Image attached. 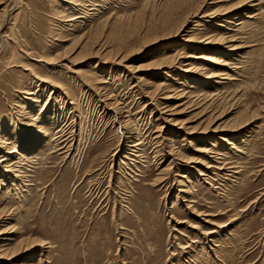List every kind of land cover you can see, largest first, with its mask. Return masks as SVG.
Instances as JSON below:
<instances>
[{
    "label": "rangeland",
    "instance_id": "1",
    "mask_svg": "<svg viewBox=\"0 0 264 264\" xmlns=\"http://www.w3.org/2000/svg\"><path fill=\"white\" fill-rule=\"evenodd\" d=\"M66 1L0 0V12H10L0 50V138L13 131L22 134L18 150L33 147L36 131L24 122L40 104L41 116L48 108L60 119L48 154H18L8 163L18 166L22 182L0 162V245L20 237L39 243L0 264H264V0L254 2L256 17L234 37L222 18L246 20L253 7L230 10L240 0H208L200 11L207 17L186 21L191 42L167 37L186 14L182 7L162 20L177 0H80L72 9ZM72 19L83 22L76 31L92 50L80 51V37L56 39ZM206 33L224 39L207 44ZM56 42L66 45L59 49L65 57L54 65L37 61ZM34 74L60 87L44 83L27 118L16 111L24 105L19 89L36 88ZM83 74L104 77L106 89L90 88ZM143 85L160 86L153 103ZM164 109L174 120L162 136L157 114ZM126 116L138 129L135 147L118 129ZM182 174L187 183L178 182Z\"/></svg>",
    "mask_w": 264,
    "mask_h": 264
},
{
    "label": "bare ground",
    "instance_id": "2",
    "mask_svg": "<svg viewBox=\"0 0 264 264\" xmlns=\"http://www.w3.org/2000/svg\"><path fill=\"white\" fill-rule=\"evenodd\" d=\"M212 1V0H211ZM217 2H222V1H225V0H216ZM258 0H240L239 2H236L235 4H233L232 6H231V8H229L230 7V5H229V7H228V9H230V10H232L233 8H235V7H238V5H240V6H246V5H248V4H250V6H248V7H253V10H251V11H249L248 13H250V14H246L247 16V18L248 19H246V20H243L241 17H239L238 16V14H236V15H234V16H227V17H223L222 19H223V23L225 22L226 23V25H225V29L224 30H227V33L228 34H230L231 33V37H234L232 34V32H234V31H236L237 29L236 28H243V26H247L246 24H252V19L253 18H255L256 16H255V13L254 12H256V11H258V8H256V6L257 5H259L258 3H254V2H257ZM16 2H18V0H16ZM68 4H69V7H66V8H69V9H72L73 7L75 8H79L80 6V0H67L66 1ZM208 3V0H177L176 1V3L175 4H173V5H171V4H169L167 7H165V10H163V12L162 13H164V16H163V19L162 20H164V22H168V19L170 20V18H171V16H172V13H174V11L175 10H177V9H180V8H182V7H184V9H185V11H184V13H186L185 14V16H184V18H183V20L180 22V24L179 25H177V27L176 28H169L170 30H169V36L167 35V37H170V36H179V35H182V38L181 39H183V41H187V42H191L192 40H191V36L189 35V30H186V21H188V19L190 18V17H194V16H196V15H198V13L200 14V13H202V12H200L201 10H203V8L205 7V4H207ZM221 6H218V8H220ZM223 7V6H222ZM222 7H221V9H222ZM225 7V6H224ZM224 7H223V10H224ZM6 8V7H5ZM3 8L2 9V12H0L1 13V18H0V50H1V48L3 47V45H4V41H5V35L3 34V29H4V27H5V25L7 24V22H8V20H9V16L8 15H10V12H9V14H8V9L6 8ZM225 8H227V6L225 7ZM241 9H244L243 7L241 8ZM244 10H246V9H244ZM66 11V10H65ZM72 11V10H71ZM75 11V10H74ZM226 12H228L227 10H225ZM204 12H206V11H204ZM242 12H244V11H242ZM241 11H240V13H242ZM61 13H66V12H61ZM69 13H71L70 11H69ZM156 13V12H155ZM207 13H209L210 14V12H206V14H204V13H202V15L204 14V16L203 17H207L208 15H207ZM212 14V13H211ZM62 15V14H61ZM60 15V16H61ZM59 16V15H58ZM62 17H64L63 19H68L69 17L71 18V15L69 14V15H67V16H62ZM160 17V16H159ZM77 18V17H76ZM84 18V17H83ZM192 19V18H191ZM72 20H75V19H72ZM72 20H70V21H72ZM7 21V22H6ZM157 21V20H156ZM203 21V20H202ZM80 22H82V21H77V20H75L74 22H71L70 24H68L67 26H69L68 28H66V30L65 31H67V33L66 34H63V35H60V36H58V37H56V39H58V41L59 42H63V41H66V37H68V36H74V39H76V38H78V37H80V35L79 34H77V32L79 31V29H78V31H76V29H77V26H79L78 24H80ZM216 23H219V22H215L214 24L215 25H223V24H216ZM82 24H83V22H82ZM155 24H156V22H155ZM186 24V25H185ZM66 26V27H67ZM172 26V25H171ZM82 27V26H81ZM64 30V29H63ZM148 30V29H147ZM157 30V29H156ZM155 30V31H156ZM75 31V32H74ZM237 32V31H236ZM226 33V32H225ZM146 34V33H145ZM166 34V33H165ZM84 35H85V33H84ZM206 35V43L207 44H210V43H216V42H221L222 43V40L224 39V34H221V35H209V33H206L205 34ZM190 36V37H189ZM147 38V37H146ZM149 38H150V36H149ZM55 39V40H56ZM60 39V40H59ZM74 39L72 38V40L74 41ZM141 39V38H140ZM144 39H145V37H144ZM160 39V38H159ZM57 41V40H56ZM225 41V40H224ZM59 42H56L55 44H53L52 46H50V47H48L47 49H45L44 50V52H43V54H41V56H40V58L37 60V61H40V62H43V63H45V64H48V65H54V64H56L57 62H59V59L61 58V59H63L65 56H63L62 54H61V52H59V49L61 48V47H64V46H66V45H64L63 43V45L64 46H61V43H59ZM76 42L77 43H79V46H78V48L80 49V51H90V50H92L93 49V46H94V43L93 42H91L90 40H88L87 38L86 39H83L82 37H80L79 39H76ZM142 42V41H141ZM226 42V41H225ZM107 45V44H106ZM68 46V45H67ZM236 46V45H235ZM66 48V47H65ZM77 48V47H76ZM77 48V49H78ZM240 48V47H239ZM236 49V48H235ZM70 50V49H69ZM72 50V49H71ZM233 50V49H232ZM65 52H64V54L65 53H67L68 51L65 49L64 50ZM103 51V50H102ZM57 52V54L55 55V53ZM63 52V51H62ZM69 53V52H68ZM122 53V52H121ZM28 54V53H27ZM240 54V53H239ZM203 55V54H202ZM197 55V57L200 59V58H202L203 59V56H205V55ZM193 56V55H192ZM63 57V58H62ZM185 57V56H184ZM207 57V56H206ZM118 59V58H117ZM175 59H177V58H175ZM70 60V59H69ZM72 60V59H71ZM85 60V59H84ZM171 60V59H170ZM71 62V61H70ZM99 62V61H98ZM100 62H102V61H100ZM191 62V61H190ZM117 63V62H116ZM164 63V62H163ZM172 63V62H171ZM189 63V62H188ZM193 63V62H192ZM97 64V63H96ZM195 64V63H194ZM60 65V64H59ZM61 65H63V67L65 66V67H67L68 66V64L67 63H61ZM164 65V64H163ZM171 65V64H170ZM179 65H180V63H179ZM182 65H183V63H182ZM181 65V66H182ZM192 65V64H191ZM198 65V64H197ZM128 66V65H127ZM162 66V65H161ZM190 66V65H189ZM202 66H203V64H202ZM204 66H206V65H204ZM54 67V66H53ZM193 67H194V65H193ZM107 68H108V66H107ZM111 68V67H110ZM132 68V67H131ZM131 68H130V70H131ZM197 69V68H196ZM195 69V70H196ZM198 69H200L199 67H198ZM197 69V70H198ZM107 70V69H106ZM129 70V71H130ZM135 70V69H134ZM190 70H191V68H190ZM194 70V69H193ZM200 70H202V71H204L203 70V68L202 69H200ZM53 71V70H52ZM72 71V70H71ZM77 71V70H76ZM132 71V70H131ZM130 71V72H131ZM189 71V70H188ZM201 71V72H202ZM209 71H211V70H209ZM213 71V70H212ZM212 71L211 72H207V74L206 75H209V74H212ZM73 72V71H72ZM78 72V71H77ZM81 72V71H80ZM123 72V71H122ZM127 72V71H126ZM129 72V73H130ZM133 72V71H132ZM135 72V71H134ZM195 72V71H194ZM197 72V71H196ZM214 72V71H213ZM137 73V72H136ZM197 73H199V72H197ZM206 73V71L204 72V74ZM75 74H76V72H75ZM133 74V73H132ZM166 74V73H165ZM203 74V73H202ZM225 74V73H224ZM228 74V73H227ZM87 76L86 74H83V77H84V79H85V76ZM93 75L95 76L96 74H94L93 73ZM136 75V74H135ZM167 75V74H166ZM213 75H215V74H212V75H209V77H214ZM35 78H37V81L38 82H40V84H38V86H36V88H38V87H40V88H38L37 90H35L36 88H34V85H29V87H26V86H24V87H21L20 89H19V91H21L20 93H23V94H21V95H23V98L21 99L22 100V103L24 104L23 106H21V108L19 109V110H16V111H18V113L20 114H22V112L23 113H25L26 115H27V118H29L30 117V113H28V107H38L39 106V103H40V98H41V95L42 94H39L40 93V91L42 92V87L43 86H46V85H44V83L46 84L47 83V87H44V88H49V87H52V88H54L55 86L56 87H60V85L58 84V83H56L57 81L56 80H54L53 78L51 79V78H47V76L46 77H43V76H38V75H33ZM93 76V77H94ZM97 76V75H96ZM89 77H91V79H92V76H89ZM134 77V76H133ZM88 77H86V82L85 83H87L86 85H88L90 88H92V89H94V90H99V91H104L105 89H106V83L107 82H109V81H107V80H105V78L104 77H95L93 80L95 81V82H92L93 80H89V79H87ZM137 78H138V76H137ZM222 78V77H221ZM135 79V78H134ZM209 79V78H208ZM138 80H141L140 78L138 79ZM144 81V80H143ZM142 81V82H143ZM148 82H150V81H148ZM151 82H154V81H151ZM150 82V83H151ZM84 83V84H85ZM144 84H145V81L143 82ZM149 83V84H150ZM155 83V82H154ZM107 85H108V83H107ZM135 85V84H134ZM148 87H150L148 84H146ZM155 85V84H154ZM159 85V84H158ZM54 86V87H53ZM87 86V87H88ZM144 86V88H146L145 87V85H143ZM152 86V85H151ZM156 87V86H155ZM155 87H154V90H150L149 88L147 89L146 88V90H145V92H143V94H145V96L147 95V97L149 98L148 100H152V103L154 102V99L152 98V96H154V94H155V92H156V90L157 89H159V87L160 86H157V88L155 89ZM163 87V86H162ZM166 87V86H165ZM151 88V87H150ZM176 88H178V87H176ZM152 89V88H151ZM164 89V88H163ZM168 89H169V87H168ZM53 90V89H52ZM51 90V91H52ZM56 90V89H55ZM108 90V89H107ZM174 90H175V88H174ZM178 89H176L175 91H177ZM59 91V90H58ZM92 91V90H91ZM163 91H165V90H163ZM169 91V90H168ZM171 91V90H170ZM169 91V92H170ZM172 91H173V89H172ZM178 91H180V90H178ZM94 92H96V91H94ZM64 93H66V92H64ZM99 93V92H98ZM104 94H105V92H103ZM112 93V92H111ZM141 93H142V91H141ZM158 93V92H157ZM182 94V95H181ZM181 94H178L179 95V97H180V95L181 96H183V95H185L184 94V92L183 93H181ZM99 95V94H98ZM97 95V96H98ZM106 95V94H105ZM152 95V96H151ZM173 95V94H172ZM99 96H101V93H100V95ZM103 96V95H102ZM150 96V97H149ZM171 96V95H170ZM177 95L175 94V96H172V97H176ZM20 97V96H19ZM22 97V96H21ZM68 97V96H67ZM104 97V96H103ZM110 97V96H109ZM156 97V96H155ZM154 97V98H155ZM164 97V96H163ZM166 97H169V96H166ZM52 98V97H51ZM55 98V97H54ZM97 98V97H96ZM189 98V97H188ZM106 99V98H105ZM20 100V101H21ZM47 100V99H46ZM58 100H59V97H58ZM103 100V99H102ZM101 100V101H102ZM147 100V99H146ZM147 100V101H148ZM51 101V100H50ZM54 101V100H53ZM61 101V100H60ZM64 101V100H63ZM114 101V100H113ZM52 102V101H51ZM59 102V101H58ZM57 102V103H58ZM112 102V101H111ZM117 102V101H116ZM158 102H160V101H158ZM166 102V101H165ZM192 102V101H191ZM68 103H69V101H68ZM102 103H104V102H102ZM162 103H164V102H162ZM185 103H187V102H185ZM208 103V102H207ZM45 104V103H44ZM165 104V103H164ZM182 104H184V103H182ZM19 105V104H18ZM27 105H29L28 107H27ZM81 105V104H80ZM114 105V104H113ZM152 105V104H151ZM160 105V104H159ZM169 105V104H168ZM170 105H173V104H170ZM181 105V104H180ZM44 106V105H43ZM41 104H40V107H39V112L33 117V119H28L27 121H25L24 122V125L26 126V127H32L33 126V128L35 129V136L36 137H33L34 139V141H35V144L33 145V147H26V149L24 150V151H20V150H18V146H19V143H20V139L22 138V134H16V133H14L13 131L11 132V133H13V136H4V137H1L0 138V148L2 149V150H4V153L3 154H1L2 153V151L0 152V158H3V160H0V162H4L6 165H5V170H3L5 173H11V175H13L15 178H17V179H20V182H22L23 181V177H22V174H21V172L17 169V165H14V164H8L9 162H10V160H13V158L15 157V156H17L18 154L19 155H23V156H28L29 155V153H30V157H32V155L33 156H37V155H41V156H44V155H46V154H48V149H49V146L51 145V141H52V137H53V135L55 134V130H56V126H57V123L59 122V115H57L56 113H57V111L55 110V111H53V110H51V111H47V109H46V112H45V114L43 115V116H41V113H43V111L45 110V109H43V110H41ZM58 107V106H57ZM63 107V106H62ZM105 107V106H104ZM165 107H168V106H164V108ZM178 107V106H177ZM60 108V107H59ZM71 108V107H70ZM80 108V107H79ZM152 108H153V106H152ZM170 108H171V106H170ZM169 108V109H170ZM174 108H176V107H173V110L172 111H174ZM75 109V108H74ZM154 109V108H153ZM13 111H14V109H12ZM76 110V109H75ZM165 110V109H164ZM179 110V109H178ZM115 111V110H114ZM161 111V112H160ZM168 112V110L166 109L165 111H163V110H159V113L157 114V116H159L158 118L161 120V122H160V128H159V130H158V132H160L161 131V134H162V136H164V131H162L163 129L162 128H164V126H165V124H167L168 122L170 123V122H172L174 119H172L170 116L172 115L173 116V114H171V112H170V114H167V112ZM177 111V110H176ZM180 111V110H179ZM178 111V112H179ZM70 112V111H69ZM247 112V111H246ZM59 113H62V112H59ZM173 113H175V112H173ZM179 113H181V112H179ZM67 116V115H66ZM15 117V116H14ZM82 117V116H81ZM174 117V116H173ZM250 117V116H249ZM31 118V117H30ZM75 118V117H74ZM157 118V119H158ZM243 118V117H242ZM11 119V118H10ZM210 119V118H209ZM122 121L120 122V120H119V127H118V129L120 128L121 129V132L123 133V136L126 138V141L130 144H134L133 146L135 147V146H137L135 143L137 142V138H135L136 137V135H137V133H138V129H136V124H133L134 122H133V120L128 116H126V118L125 117H123L122 119H121ZM236 120V119H235ZM1 121V120H0ZM73 121V120H72ZM175 121H177V120H175ZM179 121V120H178ZM239 121V120H238ZM179 122H182V121H179ZM211 122V121H210ZM241 122V123H240ZM3 123H6V119L4 120V122L2 121V124ZM184 123V122H183ZM186 123H188L187 121H186ZM242 123H245L244 122V120L242 119V121L240 120L239 122H235L234 124L232 123V124H227V126L226 127H233V128H236V127H238L240 124H242ZM69 124V123H68ZM180 124V123H179ZM246 124H247V122H246ZM64 125V124H63ZM164 125V126H163ZM183 125V124H182ZM207 125V124H206ZM205 125V126H206ZM224 125V124H223ZM243 125V124H242ZM4 126V125H3ZM66 126V125H65ZM80 126V125H79ZM121 126V127H120ZM140 126V125H139ZM172 126V125H171ZM205 126H203V127H205ZM70 127V126H69ZM187 127V126H186ZM189 127V126H188ZM184 128V127H183ZM187 129V128H186ZM239 129V128H238ZM192 132H194V130H198V129H194L193 127H192ZM203 130H204V132L206 131V130H208V126H206L205 128H203ZM218 130V129H217ZM236 130V129H235ZM191 132V131H190ZM204 132H202V133H204ZM58 132H56V134H57ZM206 133V132H205ZM158 134V133H157ZM14 135H16V136H14ZM21 136V137H20ZM227 136V135H226ZM160 137V136H159ZM57 138V137H56ZM162 138H164V137H162ZM226 137H221V139H225ZM122 139V138H121ZM73 140V139H72ZM158 140V139H157ZM226 140V139H225ZM53 141H54V139H53ZM56 141V140H55ZM62 141V140H61ZM161 141H163V140H161ZM11 142H13V143H11ZM65 142V141H64ZM126 142V143H127ZM157 142V141H156ZM167 142V141H166ZM171 144H170V143ZM169 144L171 145V148L173 149V145H172V142H173V137H170L169 138ZM127 143V144H128ZM168 143H166V144H168ZM10 144H11V146H10ZM13 144V145H12ZM58 144V143H57ZM65 144V143H64ZM197 145V144H196ZM236 145V144H235ZM58 146V145H57ZM132 145H130V147H133ZM232 146V145H231ZM197 148L199 147V146H196ZM234 147V146H233ZM7 150V152H6V154H5V151ZM12 149H14L13 151H10V150H12ZM171 149V150H172ZM47 150V151H46ZM118 150V149H117ZM194 150H196V149H194ZM198 150V149H197ZM200 150V149H199ZM202 151V150H201ZM132 153V152H131ZM170 153V152H169ZM40 156V157H41ZM177 156L179 157V159L181 160H183V162H189L191 159H190V157H187L186 155H184V154H182L181 152H179L178 154H177ZM177 157V158H178ZM4 158H6V159H4ZM17 158V157H16ZM37 158V157H36ZM190 159V160H189ZM38 160V159H37ZM175 161V160H174ZM174 161H170V164H168V165H172V164H174L175 162ZM177 161V160H176ZM192 161V160H191ZM20 162V161H19ZM190 163V162H189ZM188 163V164H189ZM18 164V163H17ZM1 165V164H0ZM4 167V166H3ZM20 168V167H19ZM168 169H163V172H166ZM5 173H0V174H2L3 176H6V174ZM187 173V172H186ZM161 175V174H160ZM183 176H181L183 179H178V182L179 183H187V181L186 180H188V179H186L187 178V176H186V174H182ZM187 186H188V188H190L189 187V185L187 184ZM191 186V185H190ZM4 196V195H3ZM3 217L4 216H1V213H0V222H2V221H4V220H2L3 219ZM2 233V232H1ZM8 240V239H7ZM10 240H13V244L11 243V244H1L0 245V259H13L14 257H16V256H18V255H20V254H23L24 252H28L29 250H31V249H33L36 245H38L39 243L36 241V240H32V239H24L23 237H20L19 239L18 238H12V239H10ZM20 264H24V263H20ZM28 264H33V263H28Z\"/></svg>",
    "mask_w": 264,
    "mask_h": 264
}]
</instances>
